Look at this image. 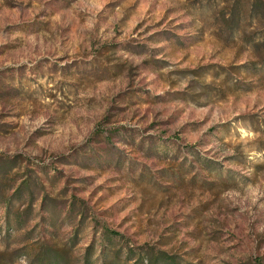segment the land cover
<instances>
[{"label":"rangeland","instance_id":"374dc122","mask_svg":"<svg viewBox=\"0 0 264 264\" xmlns=\"http://www.w3.org/2000/svg\"><path fill=\"white\" fill-rule=\"evenodd\" d=\"M232 1L0 0V252L264 264V49Z\"/></svg>","mask_w":264,"mask_h":264},{"label":"trees","instance_id":"16d2710c","mask_svg":"<svg viewBox=\"0 0 264 264\" xmlns=\"http://www.w3.org/2000/svg\"><path fill=\"white\" fill-rule=\"evenodd\" d=\"M220 18H221V23H220L221 30L226 31L230 35H233L234 31L239 30L238 27L240 26L242 21H247L250 25L251 24L258 25L257 29L259 30V38L257 39V41H252L254 37H251L248 40L247 45L249 49L254 52H258L264 49V0H250V2L244 8L238 6L237 0H233L232 3L226 5V7H223L221 9ZM257 63H260L264 66V55L262 56L261 59L247 61L243 63L242 66L256 67ZM17 158H18L17 156H12L8 158L0 154V173L5 170L4 169L5 166H8V168H14L18 163ZM24 184L25 181L24 180L21 181L18 184V186H16L13 189L12 193H10L7 197H5L6 195L4 194L2 185H0V198H4V199L6 198L10 201L12 198L16 196L20 197L22 187L24 186ZM30 196L31 197L33 196L32 192H30ZM29 232L30 231H28V234ZM6 248H8V245L6 246ZM90 248L91 247H89L87 250L88 255L87 257H85L84 264H90V259H89ZM20 255H21L20 248L14 249L13 251H11V253H9V255H6V250H3L0 252V264H14L16 258H18ZM64 259H65L64 254L61 253L59 250L51 247L50 245L41 244L39 246L38 252H36L34 256L30 259L29 264H64L65 262ZM134 264H181V263L174 255H171L164 250H157L152 247H147L138 253Z\"/></svg>","mask_w":264,"mask_h":264}]
</instances>
